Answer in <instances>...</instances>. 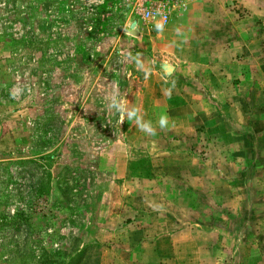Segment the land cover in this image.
I'll return each instance as SVG.
<instances>
[{
	"label": "rangeland",
	"instance_id": "374dc122",
	"mask_svg": "<svg viewBox=\"0 0 264 264\" xmlns=\"http://www.w3.org/2000/svg\"><path fill=\"white\" fill-rule=\"evenodd\" d=\"M136 2L0 0V264H264V0Z\"/></svg>",
	"mask_w": 264,
	"mask_h": 264
},
{
	"label": "crops",
	"instance_id": "0c3cea01",
	"mask_svg": "<svg viewBox=\"0 0 264 264\" xmlns=\"http://www.w3.org/2000/svg\"><path fill=\"white\" fill-rule=\"evenodd\" d=\"M168 236L172 239L168 240V238H166ZM179 236L180 233L178 232L172 235L168 233L167 236L157 235L155 247H152L149 251H146L145 249L141 250L140 254H142L143 257L141 258L136 256L135 263L133 262V264H148L150 261L145 255L151 254H153V261H155L156 264H202V254L200 253V248H198L194 242L189 240L176 241L175 239ZM141 244H143V242ZM133 252L134 254H138L137 251ZM113 264L129 263H122L119 261V263Z\"/></svg>",
	"mask_w": 264,
	"mask_h": 264
},
{
	"label": "built area",
	"instance_id": "2783aa9c",
	"mask_svg": "<svg viewBox=\"0 0 264 264\" xmlns=\"http://www.w3.org/2000/svg\"><path fill=\"white\" fill-rule=\"evenodd\" d=\"M179 0H137L134 3L135 11L150 21L167 22L171 11L175 9Z\"/></svg>",
	"mask_w": 264,
	"mask_h": 264
},
{
	"label": "clouds",
	"instance_id": "9594fccd",
	"mask_svg": "<svg viewBox=\"0 0 264 264\" xmlns=\"http://www.w3.org/2000/svg\"><path fill=\"white\" fill-rule=\"evenodd\" d=\"M121 119L123 120V117H121ZM138 123H139V121H138ZM166 124H167V116L162 115L159 119V125H160L161 129H163L166 126ZM140 130L147 132L149 134L154 133V129L152 128L150 123L140 124Z\"/></svg>",
	"mask_w": 264,
	"mask_h": 264
},
{
	"label": "trees",
	"instance_id": "16d2710c",
	"mask_svg": "<svg viewBox=\"0 0 264 264\" xmlns=\"http://www.w3.org/2000/svg\"><path fill=\"white\" fill-rule=\"evenodd\" d=\"M20 164H23V163H20Z\"/></svg>",
	"mask_w": 264,
	"mask_h": 264
}]
</instances>
